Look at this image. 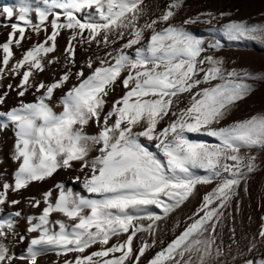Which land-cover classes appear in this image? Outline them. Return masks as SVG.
Segmentation results:
<instances>
[{
	"label": "snow or ice",
	"instance_id": "snow-or-ice-1",
	"mask_svg": "<svg viewBox=\"0 0 264 264\" xmlns=\"http://www.w3.org/2000/svg\"><path fill=\"white\" fill-rule=\"evenodd\" d=\"M187 7L167 0L157 15L145 0L0 6V131L14 133L16 165L11 181L0 171V264H39L49 254L56 264H264V214L255 233L242 223L238 233L236 219L241 192L264 171V109L230 119L264 83V69L229 61L219 39L189 27L264 47V23L235 19L239 8L177 22ZM33 36L16 59L13 48ZM46 70L51 82L39 79ZM13 92L17 103L8 107ZM60 170L74 172L86 195L57 182L39 198H12ZM197 197L166 241L160 223ZM22 203L38 214H25Z\"/></svg>",
	"mask_w": 264,
	"mask_h": 264
},
{
	"label": "rangeland",
	"instance_id": "rangeland-1",
	"mask_svg": "<svg viewBox=\"0 0 264 264\" xmlns=\"http://www.w3.org/2000/svg\"><path fill=\"white\" fill-rule=\"evenodd\" d=\"M50 2V1H49ZM145 2L150 6L152 12L157 11V6L159 8H163L167 2V0H145ZM188 7L181 11L179 16L177 17V22L183 20L188 16H194L198 12L202 11H228L239 8L240 11L237 13L234 18L235 19H243L247 20L249 23H264V16H261L260 13L264 12V0H186ZM42 6V5H41ZM222 23V22H221ZM190 30L198 37L205 39L206 41L212 39H219L225 47L219 53V55H223L229 61H236V63L240 66H246L253 70H262L264 69V47H261L258 44L250 43V42H229L223 35L219 32H210L209 29L211 26L204 24H196L189 26ZM27 35V32H26ZM44 36L41 34L40 39L43 40ZM7 39V31L3 32L0 36V42H4ZM36 40V37L33 36L30 40L22 41L23 49L13 48V52L16 59H19L21 56V52L29 48L32 43ZM67 41V34L62 32L58 37V52L62 53L64 46ZM61 50V51H60ZM81 59V57H80ZM82 61V59H81ZM51 72V71H50ZM49 74V73H45ZM19 79V77H17ZM257 91L251 97V99L240 105V108L234 112L230 119L238 120L243 119L253 113L264 109V83H260L256 85ZM57 92V91H56ZM116 94V95H115ZM121 92L117 89V92L113 94L111 99H115L116 96L120 95ZM62 94L58 93V101ZM55 102L53 104L54 110L59 112L62 109L57 107L58 104ZM86 132L88 134H95L97 132V128L92 125L90 129L86 128ZM14 136L10 133L0 131V160L3 161V164L0 165V171L7 170V179L11 181V166L9 163L5 162V151L4 147L12 140ZM195 138V137H193ZM147 144V142L145 141ZM151 150L155 151L151 145H148ZM91 155H96L95 152L91 153ZM261 159L264 160V154H261ZM264 168V165H262ZM243 196V200L241 203V212L237 215V226L239 233V226L242 223L244 231L246 233H255L258 229L260 223V217L264 214V171L258 172L249 183V193L244 194L241 192ZM199 199L192 201V203L188 204L181 210H177L176 213L172 215V217L168 220L167 224L163 222L160 223V227L165 230L164 239L169 241L173 238L172 227L173 223L176 219H180L181 221L185 219V217L195 209V207L199 204ZM24 210V209H23ZM33 210L35 212H33ZM30 209L27 207V210H24L25 214H38V210ZM249 217H251V221H249ZM53 218H57L56 214H53ZM183 227V225H181ZM18 228L21 232H24L26 229V222L23 218H21L18 222ZM242 235V233H240ZM227 243V237H225ZM22 244L15 248V251L18 252L21 248Z\"/></svg>",
	"mask_w": 264,
	"mask_h": 264
},
{
	"label": "bare ground",
	"instance_id": "bare-ground-1",
	"mask_svg": "<svg viewBox=\"0 0 264 264\" xmlns=\"http://www.w3.org/2000/svg\"><path fill=\"white\" fill-rule=\"evenodd\" d=\"M50 0H47V2H49ZM18 2V0H0V6H4V5H15ZM28 3L32 4L33 7L36 6H41L43 4V2H45V0H27ZM33 17H34V13H33ZM35 18V17H34ZM7 31V29L4 28H0V36L3 34V32ZM61 51V50H60ZM57 54H60L59 52ZM79 57H81V59L83 60V54L82 53H78ZM51 71V72H50ZM56 72H59V69H55ZM45 73H49V74H45ZM58 78V77H57ZM40 80H43L45 82H51L53 79V70H46L45 72L41 73L39 76ZM18 78H16L15 80L12 81L13 84L18 82ZM58 93L63 94L60 90H57V92H55L54 94V101L57 103L58 101ZM116 95V94H115ZM117 97V96H116ZM27 100H31L32 97L29 95L26 97ZM54 102V103H55ZM17 103V98L15 96V93H10V97L7 100V105L8 107L14 106ZM91 126L87 127V129H90ZM5 132H7V134L10 135V133L14 136V133L12 132L11 129L5 130ZM13 145H14V139L12 137V140L6 145V147H4L5 151V162L9 163V165L11 166V173L14 171L16 165L15 163L10 159L11 156V152L13 150ZM75 173L74 172H66L64 170H60L58 171V173L54 174L53 178H50L49 180L40 183V184H34L32 186L29 187V189L27 190H22V196H16L13 195L12 198L14 199H23L26 197H30V196H36V197H40L41 193H43L44 191H47L50 188H53L54 185L57 182H64L66 186L69 187H73V189L75 191L81 192L82 194H85L81 188V186L79 185V183L73 184L71 177L74 176ZM11 179H12V174H11ZM10 179V180H11ZM206 191V189L204 187L200 188V192L201 195ZM197 199L200 200L199 197H197ZM19 208L22 209H26L27 210V206L22 203L18 206ZM33 210V209H32ZM33 212H35L33 210ZM26 247V243L22 244L20 246V250L17 252L19 253L21 250H23ZM57 261V257L54 254H49L45 257H41L39 260V264H56Z\"/></svg>",
	"mask_w": 264,
	"mask_h": 264
}]
</instances>
